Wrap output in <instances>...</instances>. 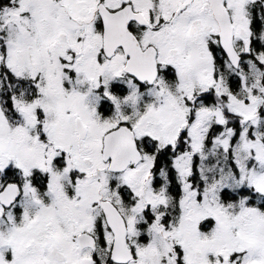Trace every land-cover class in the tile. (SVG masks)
Masks as SVG:
<instances>
[{
    "label": "flooded vegetation",
    "instance_id": "obj_1",
    "mask_svg": "<svg viewBox=\"0 0 264 264\" xmlns=\"http://www.w3.org/2000/svg\"><path fill=\"white\" fill-rule=\"evenodd\" d=\"M260 53L264 0H0V264H264L250 228L208 234L204 206L264 116V61L257 112H234ZM133 85L159 106L124 108Z\"/></svg>",
    "mask_w": 264,
    "mask_h": 264
},
{
    "label": "rangeland",
    "instance_id": "obj_2",
    "mask_svg": "<svg viewBox=\"0 0 264 264\" xmlns=\"http://www.w3.org/2000/svg\"><path fill=\"white\" fill-rule=\"evenodd\" d=\"M29 1L39 2V0ZM18 31L19 29L16 26L11 28L12 34H18ZM257 55L259 57V61H257L259 67L254 62H250L249 66L251 67V70L249 72L244 73L243 70L239 71V75L244 73L241 75V77L245 86L241 84L238 85L240 97H237V100H240L238 101L237 108H234V112L239 114L240 118H251L257 112L256 105L253 104L252 99H257L259 97L253 96V93L259 88V82L263 81L262 76L264 72L263 70L262 76L257 78L256 81V75L253 73L252 68H257L261 74L260 65L264 61L263 54ZM224 76H227L225 71ZM107 77L114 78L116 77V73L111 71ZM157 99L159 101L160 95L158 90L154 91V88L147 92H137L135 86H130L128 91V103H126V107L124 108H127L130 112H132V114H134L133 111L135 109H139L141 106L143 109H154L155 106H159V104L155 105ZM247 99H249V101ZM130 112H128V115H131ZM263 114L264 112L260 111L259 115L261 116ZM258 118H252L248 121L243 120L244 123L241 124L242 129L239 125L238 139L234 149L235 161L237 162L235 167L236 174L235 176H232L234 174L232 172L230 173V169L224 165L223 167L221 166V168H219V179H207L206 190L208 196L204 191V194L206 195L204 206L207 214L217 220L220 219L223 225V229L219 228L217 231H215L214 228H211L212 230L208 231V234L215 235V233H217L216 237L224 234L223 237H226L230 233V228L237 227V229L243 231V236H246L245 230L250 228L251 232L249 230L247 232L249 239L245 242L244 246H258L263 248L264 205L260 207L259 202H261L262 198L258 193L261 192L264 194V116L260 117L259 119ZM0 125H3L4 127L0 138L7 141L6 144L1 145L0 153H2V157L5 156L7 159L9 158V154H11V144H9V137L11 134L9 132V128L5 126L4 119L1 115ZM230 135V131L224 135L223 141L225 142V148L229 142ZM224 154L226 157L227 154ZM229 165L232 167V164L229 163ZM213 167L214 166L209 167V170L212 173H214ZM221 185H223L224 188L227 186H235V188H231L228 191L227 195L226 190L223 191L224 207L221 204H218L220 199ZM245 188L249 189L246 190ZM251 197L256 198V201L252 202L250 199ZM116 199L119 201L120 197L117 195ZM210 201L214 202V206L211 205ZM5 223L6 222L3 221V225ZM7 227L8 226H5L4 228L7 229ZM243 256L250 258L248 253H244Z\"/></svg>",
    "mask_w": 264,
    "mask_h": 264
},
{
    "label": "water",
    "instance_id": "obj_3",
    "mask_svg": "<svg viewBox=\"0 0 264 264\" xmlns=\"http://www.w3.org/2000/svg\"><path fill=\"white\" fill-rule=\"evenodd\" d=\"M230 38L232 39L231 34H230ZM228 50H229V53L231 56H232V54L235 53V50H234L232 44L229 46ZM130 70L137 76V78L140 81H143V82L148 80V78H151V80H152V78L154 76V75H150V67H147L144 70H136V69H130ZM1 197H2V195H1ZM122 243H123V240H121V238L118 237L117 245L122 244ZM114 253L118 255V254H121V251L116 250ZM121 256L123 257V252H122Z\"/></svg>",
    "mask_w": 264,
    "mask_h": 264
},
{
    "label": "trees",
    "instance_id": "obj_4",
    "mask_svg": "<svg viewBox=\"0 0 264 264\" xmlns=\"http://www.w3.org/2000/svg\"><path fill=\"white\" fill-rule=\"evenodd\" d=\"M258 46H262V44L261 45H258ZM261 54V53H260ZM247 62H248V64H250V62H253L252 61V59H248L247 60ZM255 64H257L258 65V67H259V64H258V62L257 61H255L254 62ZM252 71H253V73L256 75V81H257V78H259V77H261V76H259V70H257V68H252ZM241 75H243V74H241ZM241 75H240V79H239V82H238V85L239 84H241V85H243V86H245L244 85V82H243V79H242V77H241ZM240 81H241V83H240ZM259 83H261V82H259ZM2 94H3V96H4V98H3V102L5 103V104H7L6 102H7V100L9 101V99H8V89H7V87H6V85H3V87H2ZM248 100V99H247ZM241 129H242V127H240ZM237 143V142H236ZM230 173H231V171H230ZM236 174V173H235ZM246 190H248L249 188H245ZM230 190V189H229ZM228 190V191H229ZM255 192V191H254ZM228 193V192H227ZM227 193H226V195H227ZM253 193V192H252ZM256 193V192H255ZM259 195L260 194H263V193H261V192H259L258 193ZM225 195V196H226ZM251 200H252V202H254V201H256V198H250ZM252 204V203H251ZM260 207H262V204H260Z\"/></svg>",
    "mask_w": 264,
    "mask_h": 264
}]
</instances>
